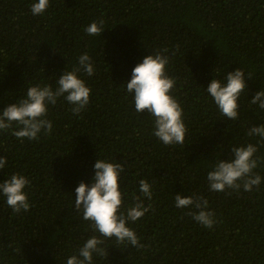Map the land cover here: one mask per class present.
Wrapping results in <instances>:
<instances>
[{"label": "trees", "instance_id": "16d2710c", "mask_svg": "<svg viewBox=\"0 0 264 264\" xmlns=\"http://www.w3.org/2000/svg\"><path fill=\"white\" fill-rule=\"evenodd\" d=\"M37 0H0V111L35 85L77 68L87 53L95 67L80 73L91 89L79 114L63 97L49 105L51 133L21 141L0 132V182L20 173L30 209L16 214L0 195V264H66L93 233L74 211L75 189L91 184L98 159L121 162V211L134 205L139 181L152 185L143 218L129 222L143 248L103 245L106 258L94 264H264V141L249 137L264 124V110L249 101L264 90V0H50L33 15ZM104 21L101 36H89L92 22ZM167 48L172 95L183 108L184 144L166 146L154 134V118L135 111L126 91L132 69L143 58ZM241 68L247 89L239 98V118L218 111L206 88ZM14 127H16L14 125ZM252 143L262 177L259 190L213 192L207 173L230 159L231 149ZM202 195L216 224L205 228L175 207V195Z\"/></svg>", "mask_w": 264, "mask_h": 264}, {"label": "clouds", "instance_id": "9594fccd", "mask_svg": "<svg viewBox=\"0 0 264 264\" xmlns=\"http://www.w3.org/2000/svg\"><path fill=\"white\" fill-rule=\"evenodd\" d=\"M49 3L50 0H37L30 11L33 15H43ZM104 30L103 20L94 21L85 29L89 36H101ZM167 52L165 48L145 56L132 69L131 79L125 84L127 93L133 97L135 111L141 114L147 111L154 118L153 134L164 145L170 146L184 144L187 128L183 108L172 95L176 82L167 74L169 57L164 54ZM78 65L71 71H64L56 80L55 89L51 85L29 87L23 98L0 111V132L11 130V134L21 141L39 140L41 132L51 133L53 124L47 118L49 105H55L61 97L71 105L74 115L84 111L90 102L91 89L80 78V73L91 77L95 67L87 53L79 56ZM247 79H251V74L246 78L244 71L237 68L229 71L223 82L216 78L211 80L206 91L222 116L232 121L239 118L238 101L247 89ZM249 103L264 110V90L258 91ZM246 134L264 141V124L250 127ZM257 151L258 146L252 143L233 147L231 158L218 160L207 173L209 189L213 192L259 190L262 177L254 171L260 164L255 155ZM6 163V157H0V169H4ZM94 169L91 184L81 181L76 187L73 210L82 213L93 233L99 235L89 237L77 253L67 258L66 264H94V256L107 259L109 251L103 245L109 239H115L117 245L144 247L128 223L138 221L150 210L151 205L145 206L143 198L152 200V185L141 179L138 189L141 195L134 196V205L121 211L124 201L118 181L125 171L124 164L97 158ZM30 185V179L20 173L0 182V195L6 198V204L14 213L30 209L26 191ZM175 207L188 209V215L205 228L211 229L217 222L215 213L209 210L208 200L202 195L176 194Z\"/></svg>", "mask_w": 264, "mask_h": 264}]
</instances>
